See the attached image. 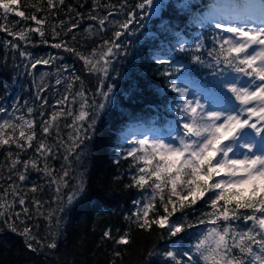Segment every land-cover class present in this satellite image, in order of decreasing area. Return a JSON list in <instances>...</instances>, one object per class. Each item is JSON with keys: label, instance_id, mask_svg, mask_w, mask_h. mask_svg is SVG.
I'll use <instances>...</instances> for the list:
<instances>
[{"label": "trees", "instance_id": "trees-1", "mask_svg": "<svg viewBox=\"0 0 264 264\" xmlns=\"http://www.w3.org/2000/svg\"><path fill=\"white\" fill-rule=\"evenodd\" d=\"M226 1L240 3L244 0H163L164 7L157 15H150L147 8H138L142 0H64L63 5L57 3V8L50 10L43 38L29 33V42L25 43L0 31V106L8 109L7 113L0 114V122L17 116L34 120L37 138L33 141V148L23 152L20 158L36 159L41 168L46 162L49 168L55 170L57 179L62 175V169L69 171L66 178L69 186H61L60 193L56 192V185L50 183V177L30 167L24 182L18 180L15 171L12 181H9L10 160L6 158V150L0 149V193H4L10 183H16L26 200L25 206L29 208L27 215L18 203L12 210L21 212L20 218L15 219L17 232H12L9 227L13 222L11 218L8 223L0 219V264H111L113 260L116 264H172L165 256L167 251L178 250L182 253L192 249L208 227L197 223L204 213L211 211L205 201L198 202L195 211H189L183 218L195 226L177 237L170 238L167 229L155 226L150 232L141 230L126 219L130 216L134 218L138 210L135 202L143 203L150 195L147 190L141 193L134 187H128L136 169L132 166L131 158H123L128 151L126 134L137 127L164 130L180 122L177 113L180 96L171 90L169 83L182 72L177 71L178 68H184L190 79L206 84L208 89L224 97L227 102L236 103L234 99L224 96L221 82L224 76L236 73L226 70L220 75H213L223 65L215 66L213 58L208 55L213 48L218 49L213 37H224L226 34L209 22L219 4L224 5ZM36 2L20 0L19 10L30 15L34 12L30 5ZM110 11L112 15H109ZM133 13L135 19L129 29L115 40L114 32L121 30L119 25ZM36 15L42 18L44 14ZM89 15L107 17L110 23L106 22L101 30L96 20L88 18ZM3 18L0 10V23H3ZM199 18L207 19L201 24ZM61 21L65 25L63 28L60 27ZM74 24L79 26L69 32L68 27ZM53 25L60 34L55 39L52 35ZM7 27L17 32L36 25L31 20L24 21L9 13ZM9 41L18 44L19 49L12 47ZM105 41L120 45L119 49H114L116 54L107 58L111 61L107 66V76L102 71L90 72L74 53L51 47L53 43H66L85 56H92L95 52L96 56L92 58L99 59L105 50L102 47ZM197 44L203 45L198 52L195 50ZM181 46L186 50L180 51ZM22 51L30 53L32 61L50 56L56 57V60L50 65H37L33 70L30 61L20 55ZM194 56H200L204 63L194 62ZM160 59L166 63H158ZM165 72L170 74L164 75ZM77 76L79 80L75 79ZM57 79L61 80L60 84L56 83ZM70 83L71 91L67 89ZM109 87L112 93L105 108L100 111L96 106L105 103L101 93L107 92ZM81 90L88 105L84 110L89 112V117L80 131L82 142L77 141L79 147L69 154L67 149L73 147L70 137L77 135L72 125L74 122L77 125L81 123L75 121L81 110L82 100L77 94ZM65 95L69 96L67 104L58 105L57 101ZM43 100L47 104H43ZM28 108L33 109L31 115ZM69 111L71 116L67 115ZM97 112L98 115H95ZM54 113L58 119L51 133L45 136L41 131L43 121L50 120ZM60 113L65 115L61 116ZM93 120L94 127L90 128L88 125ZM40 140L54 146L53 155L47 161L35 151ZM11 151L15 154L19 150L13 147ZM65 155L69 157L68 163L64 160ZM20 170L23 171L22 168ZM81 180L84 190L77 192L69 205L66 197L76 192ZM33 186L38 187L36 193L30 191ZM6 195L9 201L14 199ZM58 195L61 200L57 199ZM33 199L41 203L39 213L32 203ZM60 207L64 208L62 213L57 211ZM49 212H55L53 224L59 218L58 229L49 227ZM180 218L181 214L177 213L172 220L178 221ZM25 226L31 228L32 234L45 246L31 241L38 249L31 251L27 246L30 241L19 234ZM238 226L245 229L249 225L240 221ZM109 230L114 238L128 233L130 243L115 244L114 240L104 236ZM50 232L55 233V249L46 247L53 238ZM116 251H120L122 257H116ZM149 252L154 255L149 257Z\"/></svg>", "mask_w": 264, "mask_h": 264}, {"label": "snow or ice", "instance_id": "snow-or-ice-1", "mask_svg": "<svg viewBox=\"0 0 264 264\" xmlns=\"http://www.w3.org/2000/svg\"><path fill=\"white\" fill-rule=\"evenodd\" d=\"M64 4V0H37L30 7L34 12L26 15L25 11L19 10L20 0H0V10L4 14L3 23H0V31H5L15 40L29 42V33H36L41 38L45 36L44 26L48 22L50 10ZM17 6V7H14ZM114 7V6H112ZM141 10L149 9L150 15H157L164 7L163 0H142L137 5ZM226 9L225 17L230 23H222L212 14L209 21L224 33H230L229 37H213L218 44V49L213 48L208 53L213 58L215 66L219 67L213 75H220L226 70L236 73L238 76L246 77L248 83L238 85V81L226 84L228 92L235 98L238 107L233 105L232 110L210 109L208 105L201 102L199 98L189 99L188 91L179 88L176 83L169 82L171 90L177 92L182 98V103L178 105L181 116L182 134H178L174 140L176 142H165L163 139H139L132 141L135 145L127 151L124 159L131 158L132 166L136 169V174L132 176V183L129 188H136L141 193L147 190L150 195L143 203L136 201L138 210L132 216L127 217L129 221L135 223L141 230L151 231L153 226L159 229H167L170 238L190 229L195 225L188 223L185 218L189 211H195V205L200 201L211 209L204 213L197 221L200 225L208 226L206 231L197 239L190 251L169 250L165 253L166 258L172 264H264V0H247L245 3H232L223 6ZM13 13L24 21L31 20L36 27H28L20 31L13 32L7 27V14ZM36 13H43L42 18H37ZM79 15V13H77ZM109 15H112L111 11ZM91 20H96L100 29L103 30L107 17L89 15ZM135 19V14L119 25L121 30L114 32V39L118 40L124 32L129 29L130 24ZM207 18H199V23H205ZM259 26L248 27V23ZM110 23V22H109ZM64 22H60L63 28ZM79 25L68 27L71 32ZM91 32V29H89ZM52 35L55 39L60 34L56 31V26H52ZM47 43V41H43ZM12 47L19 49L18 44L8 42ZM52 48L63 49L66 52L74 53L83 60L90 72L102 71L107 76V66L111 61L108 57L114 56V49H119L120 45L112 41H105L102 46L105 50L99 59L96 56H85L75 48L67 46L66 43H53ZM202 44L196 45V51H200ZM186 49L181 46L180 51ZM20 55L30 61L31 69L35 70L37 65H50L56 57L50 56L48 59L39 58L32 61L31 54L20 52ZM101 59L103 64L101 65ZM194 62L204 63L200 56L193 57ZM158 63L165 64L163 59ZM99 65V67H97ZM29 65H25L28 67ZM181 69H177L180 71ZM65 71L67 68L65 67ZM165 72L164 75H169ZM45 75H47L45 73ZM71 79V78H69ZM76 80L80 78L75 77ZM61 83L60 79L56 80ZM83 87V82H81ZM72 84H68L67 89L71 91ZM112 93L109 87L107 92L102 91L105 103L96 107L102 111ZM81 97V110L75 117L72 127L76 130V137L73 140V147L67 149L70 154L75 147H79L77 141L82 142L80 135L83 129V122L88 120L89 112L84 109L88 107L84 92L77 93ZM69 96L58 100V105H66ZM74 102V100H73ZM47 104L46 100L42 101ZM15 107L13 111H15ZM8 109L0 106V114L7 113ZM32 108H28L31 115ZM63 116L65 113H60ZM67 115L71 116L69 111ZM98 115V112L95 114ZM58 119L57 114H53L50 120L43 121L42 134L47 136L55 126ZM94 120L89 123V127H94ZM11 130L10 132L8 130ZM36 122L32 119H25L17 116L14 119H5L0 122V149L7 152L9 176L12 181V173L15 171L20 182H24L29 167L37 172H43L50 177V183L56 185V192L60 193L61 186L67 188L69 171L62 169L59 179L55 176V170L49 168L45 162L43 168L40 167L36 159L22 160L21 154L33 148V141L36 140ZM18 149L17 153L11 151ZM53 147L44 140L37 142L35 151L47 161L53 155ZM66 163L69 161L68 155L64 156ZM119 161H117L118 163ZM19 166V167H18ZM23 169V171L20 170ZM83 181L77 185L76 192L72 196H67V203L70 205L76 197L77 192H83ZM30 191L36 193L37 186H33ZM16 183H10L4 193H0V219L8 223L12 219L9 227L12 232H17L15 219H19L21 212H13L18 203L22 206V212L27 215L29 208L26 205L24 195ZM212 195H209V194ZM14 197L11 201L7 195ZM207 197V200H205ZM58 200L61 197L57 196ZM32 203L40 212V201L33 199ZM57 211L63 212L60 207ZM177 213L181 214L178 221H173L172 217ZM55 212H49L47 219L49 227L58 229L60 220L57 218L53 224ZM243 221L249 225L245 229L239 228V222ZM23 223V221H21ZM19 234L30 242L28 248L36 252L39 244L45 246L32 234L31 228L25 226ZM53 238L46 244V247L55 249L57 247L55 233L50 232ZM104 236L114 240L117 245H128L130 237L124 233L114 238L111 231H106ZM116 257H122L120 251L114 253ZM149 252L148 256H153ZM116 264V261H111Z\"/></svg>", "mask_w": 264, "mask_h": 264}, {"label": "rangeland", "instance_id": "rangeland-1", "mask_svg": "<svg viewBox=\"0 0 264 264\" xmlns=\"http://www.w3.org/2000/svg\"><path fill=\"white\" fill-rule=\"evenodd\" d=\"M245 2H247V0H244L240 3H245ZM227 4H232V2L230 3L229 1H226L224 5H227ZM224 5L219 4L217 8L218 10L215 13V18L225 24L230 23V22H235V21H230L224 18L226 14V9L223 7ZM253 26L258 27L259 23L257 22L255 25L251 22L248 23V27H253ZM230 35H231L230 33H226L224 37H229ZM181 69L182 70L180 71L182 72L174 78L173 82L176 83L179 88H183L188 91L189 99L199 98L202 103L208 105L210 109H215V110H229L230 111L231 110V108H229L230 106L235 105L238 107V103L234 104L232 102H228L230 104H226L227 102L224 97H222L218 93L211 91L205 85L197 83L196 81L190 80L189 76L186 75V71L184 70V68H181ZM233 81H238V85H244L248 83V80L246 77L238 76L237 74L224 76L221 79L222 87L224 89V96L235 100L232 94L228 92L227 87H226V84H229ZM181 103H182V98L180 97L178 105H180ZM177 112L180 118V122L177 125L173 126V128H170L168 132H161L159 129L147 128L145 126L141 128L137 127L129 131V133L126 134L128 137L126 140V144L128 145L126 146V149L130 150L135 146L132 143V141H136V140L144 139V138L163 139L165 142H176L174 138L178 134H182V123H183V121L181 120V116L179 114V109L177 110Z\"/></svg>", "mask_w": 264, "mask_h": 264}]
</instances>
